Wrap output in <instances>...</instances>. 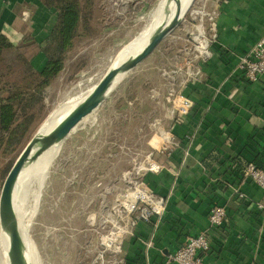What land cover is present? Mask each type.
Returning a JSON list of instances; mask_svg holds the SVG:
<instances>
[{
  "label": "rangeland",
  "instance_id": "obj_1",
  "mask_svg": "<svg viewBox=\"0 0 264 264\" xmlns=\"http://www.w3.org/2000/svg\"><path fill=\"white\" fill-rule=\"evenodd\" d=\"M54 1L58 6V0ZM196 1L193 0L180 22L190 16ZM44 2L46 0H37L39 12L29 8L18 11L17 16L26 21L29 30L22 38L16 39L0 30V98L6 99L24 86V89L31 85L39 90L37 83L42 79L27 75V62L41 69L46 61L41 51L44 63L41 68L37 66L40 45L31 39L32 28L50 18L51 31L56 21L55 9ZM161 2L78 0L76 8L81 23L59 56L61 69L48 77L47 82L42 80L41 92L24 104L26 110L20 109V116L16 113L15 124H20L15 132L0 126V193L16 158L46 117L64 102L90 92L121 50L149 29L146 28ZM5 43L9 46L3 45ZM51 48L57 52L54 46ZM155 49L160 50L159 44ZM128 73L117 86L123 89L119 106L124 107L126 97L135 91L136 94L140 92L141 97L152 95L143 100L142 107L135 109V121L122 119L120 126L110 127L117 134H103L104 124L111 116L108 111L112 110L113 96L117 95L113 88L115 90L107 94L111 104L104 118L96 116L98 110H95L53 151L43 152L37 164L29 168L17 185L15 201L19 216L15 214L29 241V262L33 259V264H111L122 260L124 240L133 231L135 195L148 187L145 182L147 162L158 163L155 149L166 141L163 138L167 131L159 123L163 105L167 119H175L169 91L161 103L159 96L152 94L144 70L139 76H133L131 85L127 84ZM3 103L1 101L0 105ZM149 139L151 146L147 144ZM103 140L107 148L99 149ZM148 190L151 189L148 187ZM4 233L0 228V240ZM115 241L120 243L117 251L114 250ZM6 260L0 257V264H7Z\"/></svg>",
  "mask_w": 264,
  "mask_h": 264
},
{
  "label": "crops",
  "instance_id": "obj_2",
  "mask_svg": "<svg viewBox=\"0 0 264 264\" xmlns=\"http://www.w3.org/2000/svg\"><path fill=\"white\" fill-rule=\"evenodd\" d=\"M24 8L39 12L37 0H0V30L16 39L29 32L26 21L17 16ZM202 8L213 15V19L204 18L203 32L207 39L215 38L206 60L197 57L193 40L199 22L194 10ZM50 25L48 18L32 28V41L40 45L49 35ZM177 27L160 41V50L154 49L126 77L131 85L133 76L144 70V79L149 77L152 94L161 103L172 87L182 90L194 104L183 119L168 120L165 105L159 111V123L173 136L175 145L162 142L155 149L162 169L148 173L145 182L166 198L165 211L158 222H136L134 233L124 240L122 260L126 264H167V253L187 237L207 231L210 248L205 264H264V210L259 207L264 205V190L235 168L238 160L250 161L264 153V75L249 81L237 69L239 57L264 36V0H197L190 16ZM42 54L39 48L35 56L39 68L44 63ZM187 69H199L200 75L186 80ZM124 80L111 89L117 95L103 134H117L110 127L120 126L122 119L135 121L137 106L152 98L135 91L126 97L124 107L119 106L123 89L117 86ZM108 98L106 95L95 109L102 119L110 109ZM147 144L151 146V139ZM98 148H107L104 140ZM214 204L226 209L220 227L209 224ZM149 239L153 245L147 248Z\"/></svg>",
  "mask_w": 264,
  "mask_h": 264
},
{
  "label": "built area",
  "instance_id": "obj_3",
  "mask_svg": "<svg viewBox=\"0 0 264 264\" xmlns=\"http://www.w3.org/2000/svg\"><path fill=\"white\" fill-rule=\"evenodd\" d=\"M194 13L199 16L200 20L197 26V32L193 35V40L196 42L197 57L206 60L211 56L210 45L215 41V38L212 37L207 39L205 33L203 32V23L204 18L209 17L213 19V15H209L203 8L195 9ZM24 14V13H23ZM237 69L241 71L246 79L249 81H256L260 76L264 75V36L260 37L251 47L239 57L237 62ZM200 70H186V80L191 77L199 76ZM170 104L172 107V115L175 119L185 118L191 108L193 107L194 102L192 99L183 94L182 90H175L172 87L168 90ZM166 143L169 145H175V140L173 136L167 133ZM150 166L146 168V172H157L162 169V165L156 162L149 163ZM156 166V167H155ZM155 167V168H153ZM245 175L250 176L254 182L264 190V170L256 169L251 163L245 168ZM238 192L239 196L242 197L243 194ZM136 203L133 206V216L132 222L133 231L134 226L137 221H151L155 219V222H158L165 211L166 198L159 196L151 190H148V187H144L141 190H138L136 195ZM264 210V205L259 204ZM227 217L226 209L223 205L214 204L211 206L208 214L209 224L213 227H220L223 225ZM133 231H130L129 234H133ZM114 250L120 246L119 241H115ZM147 248L153 245L152 239L145 241ZM210 248L209 238L207 231H200L196 235H191L186 238V240L178 246L173 252L167 253L165 255V263H174V264H205L204 258L205 254ZM111 264H126L123 260L118 262L113 261Z\"/></svg>",
  "mask_w": 264,
  "mask_h": 264
},
{
  "label": "water",
  "instance_id": "obj_4",
  "mask_svg": "<svg viewBox=\"0 0 264 264\" xmlns=\"http://www.w3.org/2000/svg\"><path fill=\"white\" fill-rule=\"evenodd\" d=\"M182 16L179 12L169 22L160 23L152 31L147 43L139 52L128 56L116 66H110L92 90L58 124L39 137L34 135L22 149L5 178L0 193V228L8 235V250L10 252L15 240L25 251V243L11 204L12 190L22 165L59 144L75 130L79 123L98 107L111 90V87L141 63L160 41L179 24ZM11 264H15L13 260ZM24 264H28L26 260Z\"/></svg>",
  "mask_w": 264,
  "mask_h": 264
},
{
  "label": "trees",
  "instance_id": "obj_5",
  "mask_svg": "<svg viewBox=\"0 0 264 264\" xmlns=\"http://www.w3.org/2000/svg\"><path fill=\"white\" fill-rule=\"evenodd\" d=\"M46 2H44L45 5L54 8L56 11V21L53 25V28L49 32V35L46 37V39L40 44L41 51L46 56V61L41 69H36L30 64V62H27L29 67L27 75L34 76V79L36 80V77H40L45 82H47L46 80L48 77L61 69L62 60L59 56H61V52L67 43H70L72 34L75 31L78 23H81V17L78 16V11L76 8L78 0H58V6H56L54 0L48 1L47 3ZM3 45L7 44L5 43ZM51 46H54L57 52L55 50V52L52 51ZM42 80H38L37 83L39 90L28 84L30 86L26 87V89H24L25 86L21 87L23 89H20V92L17 91V93L9 95L6 99L0 98V102H4L0 105V126L3 129L15 132L17 125L20 124V122L15 124L16 113L18 116H20V109L26 110L24 104L27 101L34 99L35 93L41 92L42 89L39 84L42 82ZM12 127H14V129ZM249 163H251L256 169L264 170V153L258 154L250 161L238 160L235 168L240 174L245 175V168Z\"/></svg>",
  "mask_w": 264,
  "mask_h": 264
},
{
  "label": "bare ground",
  "instance_id": "obj_6",
  "mask_svg": "<svg viewBox=\"0 0 264 264\" xmlns=\"http://www.w3.org/2000/svg\"><path fill=\"white\" fill-rule=\"evenodd\" d=\"M193 0H162L160 5L158 6V11L156 14L153 15L152 22L150 23L149 27H147L145 32H141L137 37H135L132 41H130L124 48L121 50V52L118 54L115 61L112 63L111 66H116L120 62H122L125 58L128 56H131L141 50V48L147 43L148 38L152 31L162 22L166 23L169 22L174 16H176L179 12L180 15H184L185 12L188 10L190 5L192 4ZM166 7V8H165ZM166 9V11H165ZM145 30V29H144ZM143 30V31H144ZM121 79V78H120ZM115 85V84H114ZM89 93V92H88ZM87 93V94H88ZM86 94V95H87ZM86 95L75 98L69 101L64 102L63 104L59 105L56 109H54L42 122V124L39 126L35 136L39 137L48 131H50L56 124H58ZM164 139L166 140L167 137L165 136ZM157 144L159 141H156ZM155 144V145H157ZM57 147V145L53 146L52 148L48 150H54ZM40 155L36 157L35 159L25 162L21 169L19 170V173L17 175V178L15 180V184L12 190L11 195V204L14 213L19 216L18 206L15 201V195L17 192V185L21 183L23 177L28 172L29 168L34 167V165L37 164L38 159ZM147 166H150V164L147 162ZM156 167V166H155ZM153 167V168H155ZM17 200V199H16ZM15 214V215H16ZM19 229L21 231L24 243H25V251H23V248L19 246L18 242L15 240L13 242V248L11 252L8 250V235L4 233L2 240H0V257H5L7 260V264H11V261L13 260L15 264H24L25 260L28 264H33V259L31 261H28V251L30 249L28 238L23 231L21 227L20 218H17ZM33 256V255H32ZM34 257V256H33ZM32 257V258H33ZM36 260V258H35ZM34 260V261H35ZM37 263V262H35Z\"/></svg>",
  "mask_w": 264,
  "mask_h": 264
}]
</instances>
